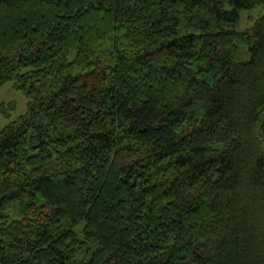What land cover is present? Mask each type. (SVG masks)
Returning <instances> with one entry per match:
<instances>
[{"label": "trees", "instance_id": "trees-1", "mask_svg": "<svg viewBox=\"0 0 264 264\" xmlns=\"http://www.w3.org/2000/svg\"><path fill=\"white\" fill-rule=\"evenodd\" d=\"M262 6L0 0V264H264Z\"/></svg>", "mask_w": 264, "mask_h": 264}, {"label": "rangeland", "instance_id": "rangeland-1", "mask_svg": "<svg viewBox=\"0 0 264 264\" xmlns=\"http://www.w3.org/2000/svg\"><path fill=\"white\" fill-rule=\"evenodd\" d=\"M263 14L264 6L242 10L238 23V29L246 30L248 28H251L254 23V20L259 18ZM249 58L250 53L248 46H241L239 59L241 61H246ZM12 85V82H7L0 88V104L2 102H12L15 104V110L11 112L10 118H4L0 113V123L2 126L16 119L19 115L23 114L27 110L28 99L24 96L22 92L15 90Z\"/></svg>", "mask_w": 264, "mask_h": 264}]
</instances>
